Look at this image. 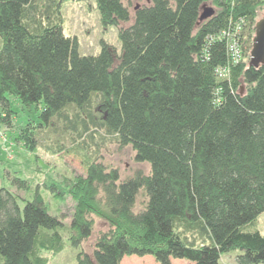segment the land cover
<instances>
[{"label": "trees", "instance_id": "16d2710c", "mask_svg": "<svg viewBox=\"0 0 264 264\" xmlns=\"http://www.w3.org/2000/svg\"><path fill=\"white\" fill-rule=\"evenodd\" d=\"M62 1L0 0V124L11 125V96L37 110L16 137L29 149L36 127L72 135L67 150L80 152L85 172L70 181V243L91 234L94 214L110 219L75 264H121L126 254L219 264L232 249L241 264L264 262L254 225L264 211V63H249L264 0H146L132 11L129 0H95L120 43L101 39L96 53H80L64 32ZM97 133L130 145L148 171L121 177L96 159ZM21 199L0 185V264H46L39 251L62 248L63 220L37 187Z\"/></svg>", "mask_w": 264, "mask_h": 264}, {"label": "rangeland", "instance_id": "374dc122", "mask_svg": "<svg viewBox=\"0 0 264 264\" xmlns=\"http://www.w3.org/2000/svg\"><path fill=\"white\" fill-rule=\"evenodd\" d=\"M145 1L129 0L131 11L135 4ZM61 14L63 30L66 34L77 38L80 53L98 52L101 39L117 48L120 47L116 26L101 24L95 0H63ZM9 102L15 112L10 126L0 124V185L9 187L17 195L20 204L23 202L21 198H31L33 187L39 189L49 212L56 214L64 223L58 228L63 239L62 248L57 252L43 248L39 252L47 258L46 264H75L78 250H85L91 254L98 232L109 227L110 219L104 213L94 214L91 234L78 246L70 243L67 226L75 206V200L71 197L70 181L79 175H84L85 169L81 154L79 151L67 150L70 145L74 144L70 141L72 135L70 132L61 131V127L55 131V128L57 129V126L54 128L55 125L51 128L36 127L37 145L29 149L22 140L16 137L21 125H26V123L35 125L37 110L33 104H23L11 96ZM69 109L72 110V107ZM93 109L95 110L94 107ZM95 138L98 146L91 148L92 156L107 166L116 167L121 177L131 175L138 169L148 171L149 164L135 160L134 150L130 145L121 146L109 137L101 138L98 133ZM13 175L25 179L30 188L24 189L12 185L9 177ZM49 185H54L55 190ZM142 200V191H140L134 209L142 206ZM254 225L261 232L264 231V211L258 214ZM238 252V249H232L221 253L219 264H241L236 259ZM121 264L163 263L156 261L150 254H126L122 257ZM168 264H192V261L182 257H171ZM253 264H264V262Z\"/></svg>", "mask_w": 264, "mask_h": 264}, {"label": "water", "instance_id": "95a60500", "mask_svg": "<svg viewBox=\"0 0 264 264\" xmlns=\"http://www.w3.org/2000/svg\"><path fill=\"white\" fill-rule=\"evenodd\" d=\"M207 13L208 11L201 14L200 18ZM254 26V35L249 50V63L256 66L259 63H264V7L258 11V18Z\"/></svg>", "mask_w": 264, "mask_h": 264}, {"label": "built area", "instance_id": "2783aa9c", "mask_svg": "<svg viewBox=\"0 0 264 264\" xmlns=\"http://www.w3.org/2000/svg\"><path fill=\"white\" fill-rule=\"evenodd\" d=\"M239 31H240V22L239 23H237V25L235 26V28H234V32H233V35H231V37H230V50L232 51V55L234 56V58L235 59H237L238 58V55L240 54V50H239V39H238V37H239ZM222 34V36H224V35H228L226 32H222L221 33Z\"/></svg>", "mask_w": 264, "mask_h": 264}]
</instances>
